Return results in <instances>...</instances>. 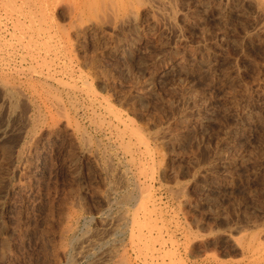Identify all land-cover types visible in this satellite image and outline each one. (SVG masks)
Here are the masks:
<instances>
[{
  "label": "rangeland",
  "instance_id": "obj_1",
  "mask_svg": "<svg viewBox=\"0 0 264 264\" xmlns=\"http://www.w3.org/2000/svg\"><path fill=\"white\" fill-rule=\"evenodd\" d=\"M132 1L0 23V264H264V1Z\"/></svg>",
  "mask_w": 264,
  "mask_h": 264
},
{
  "label": "bare ground",
  "instance_id": "obj_2",
  "mask_svg": "<svg viewBox=\"0 0 264 264\" xmlns=\"http://www.w3.org/2000/svg\"><path fill=\"white\" fill-rule=\"evenodd\" d=\"M117 1V2H116ZM138 1V0H137ZM153 1V0H152ZM264 1V0H263ZM262 1V2H263ZM130 2H133L132 0H0V23H15L17 27L21 25L22 23H55V17L52 14L54 9H57L58 7H64L69 10L68 12L71 15V18L75 20L83 21V19L91 17L94 13L100 11L101 9L105 10L106 8H109L110 6L117 7L118 11L126 12L128 6L130 5ZM161 2V1H160ZM260 2V1H259ZM139 3L142 4V2L139 1ZM129 4V5H128ZM260 4V3H258ZM168 5V4H167ZM163 7V6H162ZM262 5L260 6V8ZM114 8V7H113ZM101 10V11H102ZM111 10V9H110ZM107 11V10H106ZM128 11V10H127ZM167 12V11H166ZM120 13V12H119ZM123 14V13H122ZM125 14V13H124ZM131 14V13H130ZM169 14V13H168ZM119 16V15H118ZM70 17V16H69ZM126 18V17H125ZM77 21V22H78ZM87 21V20H86ZM74 23V22H72ZM82 23V22H81ZM87 23V22H86ZM34 25V24H32ZM37 25V24H36ZM31 26V25H30ZM15 27V26H14ZM24 27H26L24 25ZM35 27L31 26L33 29ZM39 27V28H40ZM21 29V28H19ZM41 30V29H40ZM36 32V30H35ZM41 32V31H40ZM46 36H49V33L46 34ZM25 38V36H24ZM30 44L34 46L37 44L36 38L33 36L28 37ZM27 40V39H26ZM27 44V45H25ZM43 44V43H42ZM26 46L25 49H31V47L28 46V42L24 43ZM23 45V46H24ZM34 55L31 51V56ZM41 56V55H40ZM25 58V57H24ZM36 60V59H35ZM17 69V68H16ZM5 78V77H4ZM8 81V80H7ZM2 82V81H1ZM3 83V82H2ZM7 83V82H6ZM5 84V83H4ZM10 84V83H8ZM3 85V84H2ZM7 85V84H6ZM9 87V85H8ZM6 89V88H5ZM9 89V88H7ZM11 91V89H10ZM17 91V90H16ZM12 94V93H11ZM14 97V96H13ZM119 119V118H118ZM124 124V123H122ZM126 126V124H124ZM128 129V127L126 126ZM140 136V135H139ZM140 138V137H139ZM141 139V138H140ZM142 139V144L145 143ZM144 142V143H143ZM141 144V145H142ZM145 145V144H144ZM140 147V146H139ZM145 147H147L145 145ZM149 196V194H148ZM149 199V198H148ZM152 202V201H151ZM153 203V202H152ZM153 205V204H152ZM150 212V211H149ZM144 214V213H143ZM146 215V214H145ZM146 217V216H145ZM70 228V227H69ZM70 230V229H69ZM74 232V231H73ZM152 232V231H151ZM151 234V233H150ZM152 235V234H151ZM142 236V235H141ZM257 236V235H256ZM153 237V236H152ZM141 238V237H140ZM143 238V237H142ZM146 238V237H145ZM146 240V239H145ZM154 240V239H153ZM147 241V240H146ZM145 241V242H146ZM157 241V239H156ZM240 243V242H239ZM147 244V243H146ZM242 244V243H241ZM259 245V244H258ZM261 245H264L261 244ZM250 246V244H249ZM255 246V245H254ZM260 246V245H259ZM262 247V246H261ZM155 248V247H154ZM260 248H256V251ZM6 250V249H5ZM63 250V249H62ZM248 250V249H247ZM153 251V250H152ZM125 252V251H123ZM154 252V251H153ZM259 252V251H258ZM152 253V252H151ZM161 253V252H160ZM89 254V253H88ZM111 254V253H110ZM118 255V254H117ZM153 255V253H152ZM119 256V255H118ZM124 256V255H123ZM153 257V256H152ZM122 258V257H121ZM125 259V258H123ZM122 259V260H123ZM128 261V260H127ZM129 262V261H128ZM126 260L121 263H128ZM120 263V264H121ZM132 263V262H131ZM129 262V264H131Z\"/></svg>",
  "mask_w": 264,
  "mask_h": 264
}]
</instances>
